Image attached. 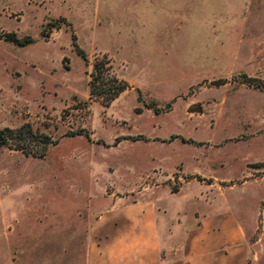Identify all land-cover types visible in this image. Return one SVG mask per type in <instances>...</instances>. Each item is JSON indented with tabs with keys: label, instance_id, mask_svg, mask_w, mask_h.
<instances>
[{
	"label": "rangeland",
	"instance_id": "374dc122",
	"mask_svg": "<svg viewBox=\"0 0 264 264\" xmlns=\"http://www.w3.org/2000/svg\"><path fill=\"white\" fill-rule=\"evenodd\" d=\"M97 61L129 85L108 107ZM26 125L52 143L0 148V264H79L117 196L166 203L173 253L232 212L264 264V0H0V130Z\"/></svg>",
	"mask_w": 264,
	"mask_h": 264
},
{
	"label": "crops",
	"instance_id": "0c3cea01",
	"mask_svg": "<svg viewBox=\"0 0 264 264\" xmlns=\"http://www.w3.org/2000/svg\"><path fill=\"white\" fill-rule=\"evenodd\" d=\"M127 199L110 198L90 219L79 264H247L246 237L232 212L203 210L185 216L193 226L173 253L166 238V203Z\"/></svg>",
	"mask_w": 264,
	"mask_h": 264
},
{
	"label": "trees",
	"instance_id": "16d2710c",
	"mask_svg": "<svg viewBox=\"0 0 264 264\" xmlns=\"http://www.w3.org/2000/svg\"><path fill=\"white\" fill-rule=\"evenodd\" d=\"M8 41L20 46L28 44L26 41L17 40L12 34L8 36ZM88 88L90 98L99 100L102 106L108 107L111 102L129 88V85L114 76L106 62L97 61L93 65ZM51 143L49 137L43 134H35L29 125L21 126L15 130L10 128L0 130V148L14 144V150L16 151L28 155L43 156ZM38 150L41 151L37 153Z\"/></svg>",
	"mask_w": 264,
	"mask_h": 264
}]
</instances>
